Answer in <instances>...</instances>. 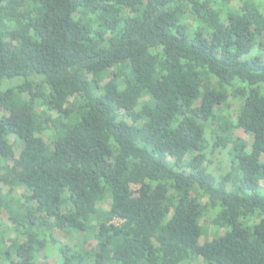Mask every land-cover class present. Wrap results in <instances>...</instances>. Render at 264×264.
<instances>
[{
	"label": "trees",
	"instance_id": "obj_1",
	"mask_svg": "<svg viewBox=\"0 0 264 264\" xmlns=\"http://www.w3.org/2000/svg\"><path fill=\"white\" fill-rule=\"evenodd\" d=\"M263 47L264 0H0V264H264Z\"/></svg>",
	"mask_w": 264,
	"mask_h": 264
},
{
	"label": "rangeland",
	"instance_id": "obj_2",
	"mask_svg": "<svg viewBox=\"0 0 264 264\" xmlns=\"http://www.w3.org/2000/svg\"><path fill=\"white\" fill-rule=\"evenodd\" d=\"M261 53H262V55H263V57H264V47L262 48ZM235 135H236L237 137L243 139V140L247 143L248 146H250V145L252 144V142H253V136L250 135V134H246V133H244V131H243L242 129H240V128L236 129V131H235ZM49 137H50V133H49V132H45V133L42 135V138L45 140V142H47V143L51 146V148H53L52 143H51ZM11 144L13 145V146H12V150L14 151V155H15V157H17L18 154H19V150H20V149H19V146L13 144V139H12V138L10 139V145H11ZM222 158H223L222 156H219V157H218L217 159H215V160H216L217 162H219L220 159H222ZM261 184H262V187H264V182H262ZM17 192L19 193L20 190H18ZM105 207L107 208L108 205L106 204ZM4 218H5V215H4V213L2 212V213L0 214V220L3 221ZM116 223H118V222H116ZM200 223H201L202 228H203V236L201 237L200 242L202 243V242L205 241V240H211L212 237H213V233H212V229H211V226H210V223H209V219H207L206 217H204V218H202V220H201ZM55 237H56L57 239H59L60 241H62V242H64V241H68V240H65V239L63 238L62 234H61L60 232H58V231L55 232ZM49 261H50L51 264H56L57 261H58V257L56 256V254L53 255V256L50 258ZM197 264H203L202 260H199Z\"/></svg>",
	"mask_w": 264,
	"mask_h": 264
}]
</instances>
